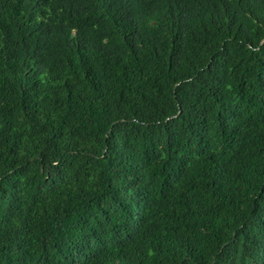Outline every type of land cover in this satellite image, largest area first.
I'll return each instance as SVG.
<instances>
[{
  "label": "trees",
  "instance_id": "1",
  "mask_svg": "<svg viewBox=\"0 0 264 264\" xmlns=\"http://www.w3.org/2000/svg\"><path fill=\"white\" fill-rule=\"evenodd\" d=\"M0 264H264V0H0Z\"/></svg>",
  "mask_w": 264,
  "mask_h": 264
}]
</instances>
